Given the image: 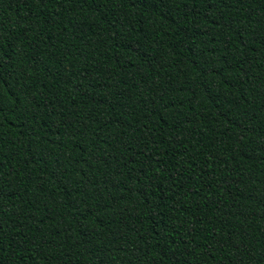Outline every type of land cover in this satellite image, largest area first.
Here are the masks:
<instances>
[{"label": "trees", "instance_id": "16d2710c", "mask_svg": "<svg viewBox=\"0 0 264 264\" xmlns=\"http://www.w3.org/2000/svg\"><path fill=\"white\" fill-rule=\"evenodd\" d=\"M0 264H264V0H0Z\"/></svg>", "mask_w": 264, "mask_h": 264}]
</instances>
